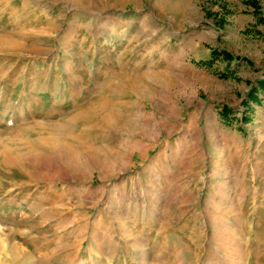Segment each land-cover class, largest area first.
Returning <instances> with one entry per match:
<instances>
[{"label": "rangeland", "instance_id": "rangeland-1", "mask_svg": "<svg viewBox=\"0 0 264 264\" xmlns=\"http://www.w3.org/2000/svg\"><path fill=\"white\" fill-rule=\"evenodd\" d=\"M1 175L22 263L264 264V0H0Z\"/></svg>", "mask_w": 264, "mask_h": 264}, {"label": "crops", "instance_id": "crops-1", "mask_svg": "<svg viewBox=\"0 0 264 264\" xmlns=\"http://www.w3.org/2000/svg\"><path fill=\"white\" fill-rule=\"evenodd\" d=\"M9 181H11L10 177H8V176L6 177V175L0 176V182L7 183ZM22 188H23V186L19 187V190ZM9 193H10L9 189L6 188V189L1 190L0 196L2 195V198H6L7 196H10ZM2 198H0V199H2ZM3 203H4V205L0 206V210L3 213V215H2L3 217L7 218L14 213L19 214L20 216L22 214H23V216L26 215V214H24V211H21V208L23 210H25L24 206L23 205L21 206V204L23 203L22 201H20L18 204L14 205V206L10 202L6 203L3 201ZM1 224H3V223H1ZM1 224H0V264H11V261L14 258V256H12L11 246L17 247L18 251H15L16 254H20V255L23 254V257L22 256L18 257L17 263L18 264H26V263H22V260L27 259L25 257L26 254H30V253H33L34 250H38L36 243L33 245V249L31 250V252L28 253L29 250L27 249V242L25 240H23V238L25 237V233L21 234L20 236L17 234L19 237V240H15V239L13 240L12 235L9 234L6 227L3 226L4 224L3 225H1ZM11 239L14 242L11 243ZM16 244L18 246H16Z\"/></svg>", "mask_w": 264, "mask_h": 264}, {"label": "trees", "instance_id": "trees-1", "mask_svg": "<svg viewBox=\"0 0 264 264\" xmlns=\"http://www.w3.org/2000/svg\"><path fill=\"white\" fill-rule=\"evenodd\" d=\"M219 57H222L223 59H230V55L228 53L224 52V53L220 54V52H217L216 50H212L211 51V58L208 61H202L199 63L202 65L210 66L213 63V61ZM222 111H223V114H225V116H228L229 114H227V113L230 111V109L228 107H223Z\"/></svg>", "mask_w": 264, "mask_h": 264}, {"label": "bare ground", "instance_id": "bare-ground-1", "mask_svg": "<svg viewBox=\"0 0 264 264\" xmlns=\"http://www.w3.org/2000/svg\"><path fill=\"white\" fill-rule=\"evenodd\" d=\"M8 162V161H7ZM3 163L5 164V165H8L7 163H6V161H3Z\"/></svg>", "mask_w": 264, "mask_h": 264}]
</instances>
